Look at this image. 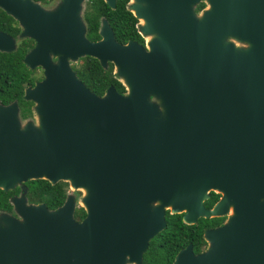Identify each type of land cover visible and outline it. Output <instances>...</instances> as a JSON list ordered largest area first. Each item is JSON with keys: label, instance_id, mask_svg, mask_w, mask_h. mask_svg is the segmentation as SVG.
Here are the masks:
<instances>
[{"label": "water", "instance_id": "water-1", "mask_svg": "<svg viewBox=\"0 0 264 264\" xmlns=\"http://www.w3.org/2000/svg\"><path fill=\"white\" fill-rule=\"evenodd\" d=\"M82 2L0 0L33 42L21 63L41 70L22 96L34 123L0 104V190L19 189L13 217L0 211V264H141L165 211L184 225L226 216L171 264H264V0H126L142 43H117L103 17L88 41ZM14 47L0 32V52ZM85 56L123 92L91 93L69 67ZM36 179L81 191L84 216L72 195L27 203Z\"/></svg>", "mask_w": 264, "mask_h": 264}, {"label": "trees", "instance_id": "trees-1", "mask_svg": "<svg viewBox=\"0 0 264 264\" xmlns=\"http://www.w3.org/2000/svg\"><path fill=\"white\" fill-rule=\"evenodd\" d=\"M45 4L51 0H32ZM126 0H114L113 9H109L102 0H86L82 13L85 28V38L94 41L98 38L97 27L99 17H103L117 43L135 41L142 43L135 30V18L125 9ZM203 4H197L195 11L201 9ZM0 32L14 36L17 33L15 27L6 22V16L0 11ZM29 41H19L13 50L7 53L0 52V104L5 105L15 101L21 109V115L29 114V102L22 99V87L31 84V71L21 63V57ZM75 76L94 95L100 96L104 90L111 86L117 93H122L121 85L111 74V65L107 64L105 70L90 57H82L77 64L72 65ZM27 203H42L46 209L52 210L58 207L64 198L66 184L56 182L50 184L44 180H27L23 183ZM18 188L9 191L0 190V211L9 212L8 197L17 195ZM215 195L209 193L203 201L204 208H208ZM74 221L78 222L83 216V210L76 207L72 213ZM210 221V224L207 222ZM214 219L198 218L193 225H184L180 221V215H168L164 213V228L148 240L147 247L141 256V264H171L174 254L185 245L190 244L191 251L198 253L204 248L201 237L202 229L212 225Z\"/></svg>", "mask_w": 264, "mask_h": 264}, {"label": "flooded vegetation", "instance_id": "flooded-vegetation-1", "mask_svg": "<svg viewBox=\"0 0 264 264\" xmlns=\"http://www.w3.org/2000/svg\"><path fill=\"white\" fill-rule=\"evenodd\" d=\"M53 1L54 0H52V1H50V2H47V4L45 3V4H40V3H38V2H36V3H38L40 6H49V5H51L52 3H53ZM4 14V13H3ZM5 15V14H4ZM6 16V22L9 24V25H11V26H13V27H15L16 28V30H17V33L14 35V36H11V35H9V34H6V35H8L12 40H13V42H15L14 43V46H16L17 44H19V41L20 40H22V41H29L30 42V45L28 46V47H25V51H24V53H23V55L33 46V42L30 40V39H27V38H22V39H18L19 41L16 43V39H17V34H18V30H19V28H18V25H17V23H16V21L14 20V19H12L10 16H8V15H5ZM84 30H85V28H84ZM84 37H85V32H84ZM15 48V47H14ZM23 55H22V57H23ZM22 57H21V59H22ZM80 59V58H79ZM50 60L53 62L55 59L53 58V57H51L50 58ZM72 65L73 64H70L69 65V67H70V69L74 72V69H73V67H72ZM27 69V68H26ZM29 71H31V78H30V80H31V84L30 85H28L27 83L26 84H24V86L22 87V94H21V97L23 96V91H24V89H26V88H32L33 87V85L36 83V82H38L40 79H41V70L38 68V67H35V68H33V69H31V70H29ZM74 74H75V72H74ZM76 77V76H75ZM77 78V77H76ZM78 79V78H77ZM79 80V79H78ZM22 99H23V97H22ZM25 101V100H24ZM11 102H14L15 104H16V102L13 100V101H11ZM26 102H29L30 103V106L28 107V111H29V114L28 115H30V113H31V110H30V108H31V106H32V103L30 102V101H26ZM10 103V102H9ZM9 103H7V104H9ZM7 104H5V105H7ZM16 111H17V115H18V118H20V119H25L26 117H27V115L26 116H23L22 117V115H21V109H20V107H17V104H16ZM209 193H211V192H209ZM209 193H208V195H209ZM213 195H215V197H214V200L210 203V205H209V207L208 208H204V206H203V208L204 209H209L216 201H217V199L219 198V194H214V193H212ZM208 198V197H207ZM206 198V199H207ZM205 201V200H204ZM203 203V202H202ZM8 213H10V211L8 212ZM225 217L226 216H220V217H214V218H203V219H207V220H209V219H214V221H212V222H214V223H212V225H209L208 227H205V228H203L202 229V232H203V230H206V229H213V228H216V227H218V226H220L221 224H222V222H223V220L225 219ZM201 218V217H200ZM198 219V218H197ZM196 219V220H197ZM196 220H195V222H196ZM195 222L193 223V224H195ZM208 224H210V221H208L207 222ZM192 224V225H193ZM202 232H201V234H202ZM203 250V249H202ZM201 250V251H202ZM193 253V252H192ZM199 253V252H198ZM195 254V253H194Z\"/></svg>", "mask_w": 264, "mask_h": 264}, {"label": "rangeland", "instance_id": "rangeland-1", "mask_svg": "<svg viewBox=\"0 0 264 264\" xmlns=\"http://www.w3.org/2000/svg\"><path fill=\"white\" fill-rule=\"evenodd\" d=\"M51 1H52V0H51ZM55 1H56V0H54L53 3H54ZM85 1H86V0H83V2L81 3V10H80L81 19H82V13H83V9H84ZM49 2H50V1H49ZM53 3H52L51 5H49V6H41V7H43V8H49V7H51V6L53 5ZM46 4H47V3H46ZM193 12L195 13V12H197V11L193 10ZM82 23H83V20H82ZM83 25H84V23H83ZM18 39H21V38H20V37H17V39H16V43L19 41ZM14 43H15V42H13V44H14ZM81 58H82V57H81ZM78 60H79V58H78L75 62L70 63V64H73V65H74V64H77ZM70 64H69V65H70ZM16 119H17V122H18L19 124H22V123H24V122H26V121L31 122V123H34V122H35L34 114H33L32 112L30 113V115H27V117H26L25 119H20V118H18L17 111H16ZM65 194H67V195H72V196L74 197V199L76 200V206H75V208L78 207V202H77V200H78V198H79L80 195H81V191H77V190H75V191H71V190L67 187V184H66V191H65ZM9 214H10V216L13 217L12 212H10ZM204 246H205V244H204Z\"/></svg>", "mask_w": 264, "mask_h": 264}]
</instances>
